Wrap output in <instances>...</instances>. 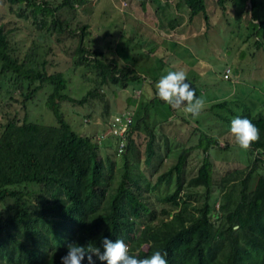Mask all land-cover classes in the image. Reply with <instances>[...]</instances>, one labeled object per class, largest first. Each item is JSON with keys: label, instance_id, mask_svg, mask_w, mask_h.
Returning a JSON list of instances; mask_svg holds the SVG:
<instances>
[{"label": "rangeland", "instance_id": "rangeland-1", "mask_svg": "<svg viewBox=\"0 0 264 264\" xmlns=\"http://www.w3.org/2000/svg\"><path fill=\"white\" fill-rule=\"evenodd\" d=\"M48 1L53 6L61 0ZM177 1H74L73 11L60 10V17L68 21L69 29L58 33L51 28V16L46 17L48 29H39L31 18L16 17L15 7L12 8L7 0H0V25L20 59L26 57L27 66L45 69L47 73H63L67 95L76 99L87 96L83 104L61 102L60 110L74 131L93 137L100 154L115 160V183L123 172L124 156L121 152H111L118 151L119 143L109 133V128L115 117L132 113L140 103H145L147 111L142 113L145 121L142 120L136 132L128 166L133 176L142 177V198L152 213L145 219H156L152 223L161 218L163 209H170V203L162 201L161 197L172 192L175 184L172 179L169 183L161 181L152 186L158 175L176 162L181 151H185V161L180 195L191 202V212L198 215L207 195L214 211L224 203V195L237 200L241 179L253 167L257 151L238 147L230 133V122L234 113L264 115V26L256 30L254 25L257 24L251 23L250 0H226L224 11L216 0H205L207 21L202 13L190 18L189 9L182 4L176 6ZM254 1V15L264 23V0ZM173 22L174 26H171ZM80 25H86L82 44L87 50L99 52L101 61H115L118 67L136 66L141 81L123 88L109 81L102 82L100 71L92 61L75 64L81 32L77 26ZM69 30L75 33H69ZM256 41L261 46H257ZM89 56L90 59L93 57ZM159 58L163 61L159 62ZM226 67L232 69L229 79L223 76ZM170 70L185 71L197 97L205 99V108L198 118L186 114L182 108L172 109L156 96L155 84ZM38 84L27 87L24 82L15 90L9 73L0 76V134L8 119L19 123L26 119L45 125L57 124L46 106L51 92L49 85H43L24 100L27 89ZM89 91H96L97 95H89ZM144 94L147 99H143ZM153 98L163 104H149V99ZM224 100L227 101L225 107L215 105ZM150 127L155 133L157 157L147 165L145 146ZM201 131L210 137L207 153L203 151L204 141L200 140L198 146ZM205 157L211 164L209 189L188 182L197 174ZM256 172H261V167L258 166ZM9 203H2L0 209L5 210ZM139 225L138 229L142 224ZM147 247L144 245L138 252L130 254L140 255Z\"/></svg>", "mask_w": 264, "mask_h": 264}, {"label": "trees", "instance_id": "trees-1", "mask_svg": "<svg viewBox=\"0 0 264 264\" xmlns=\"http://www.w3.org/2000/svg\"><path fill=\"white\" fill-rule=\"evenodd\" d=\"M74 1L80 0H61L53 6L48 0H7L15 7L16 17L31 18L39 29L46 27V17L51 16V28L58 33L69 29L68 21L60 17V10L73 11ZM225 2L216 0L222 11L226 8ZM250 2L251 23L257 24L254 25L256 30L261 29L264 23L254 15L256 2ZM181 4L189 9L190 18L202 13L208 20L205 0H178L176 6ZM77 28L81 32L75 64L92 61L100 71L102 82L109 81L123 88L141 81L136 66L118 67L115 61H101L99 52L87 50L82 44L86 25ZM256 45L261 46L258 41ZM8 73L15 90L24 82L27 87L39 82L27 89L24 100L43 85L51 87L46 106L57 124L45 125L26 119L19 123L8 119L0 134V205L10 201L5 210L0 209V264H61L69 243L85 247L91 243L103 250L104 237L113 241L123 239L130 253L147 245V250L137 255L138 258L160 250L166 253L168 264H264V115L234 113L251 119L260 130V139L250 147L257 155L253 167L241 179L237 200L224 195V203L214 211L207 195L198 215L191 212V202L180 195L185 161V151H181L176 162L158 175L152 186L161 181L169 183L172 179L175 184L172 192L161 197L162 201L170 203V209H163L161 218L152 223L156 219H145L152 213L142 198V177L133 176L128 166L136 132L142 120L145 121L142 114L147 111L145 103H140L131 113L125 146L120 153L124 156V169L115 183V160L100 154L93 137L74 131L60 110L61 102L83 104L87 96L76 99L67 95V81L61 72L47 73L45 69L27 66L26 57L20 59L0 25V76ZM88 94L96 96L97 92ZM143 99H147L145 94ZM149 100L151 105L163 104L157 98ZM226 102L215 105L223 108ZM149 131L145 146L147 165L157 157L155 133L152 127ZM200 140L204 141L203 151L207 153L210 137L201 131L198 146ZM210 166L205 157L197 174L188 180L189 184L209 189ZM258 166L261 167L259 173L256 172ZM255 172L257 176L250 189ZM139 224L142 226L138 229ZM94 259L96 264H106ZM82 264H88L87 256Z\"/></svg>", "mask_w": 264, "mask_h": 264}, {"label": "clouds", "instance_id": "clouds-1", "mask_svg": "<svg viewBox=\"0 0 264 264\" xmlns=\"http://www.w3.org/2000/svg\"><path fill=\"white\" fill-rule=\"evenodd\" d=\"M156 96L170 105L172 109H183L186 114L198 118L205 108L206 101L197 97V91L187 79L183 70L167 71L155 84ZM230 133L241 150H248L260 139V130L247 117L235 116L230 122ZM101 247L89 244L87 247L78 243H69L67 253L61 257V264H82L87 256L88 264H96V259L106 264H168L166 253L155 250L150 256L138 258L131 255L129 246L123 239L115 241L102 238Z\"/></svg>", "mask_w": 264, "mask_h": 264}, {"label": "built area", "instance_id": "built-area-1", "mask_svg": "<svg viewBox=\"0 0 264 264\" xmlns=\"http://www.w3.org/2000/svg\"><path fill=\"white\" fill-rule=\"evenodd\" d=\"M230 69L226 68L224 70V78H229ZM131 122V113H122L119 117H115L112 121L111 127L109 128V133L118 139L117 153L122 151L125 146L126 134L128 131L129 124ZM124 141V143H122ZM121 142V143H120Z\"/></svg>", "mask_w": 264, "mask_h": 264}]
</instances>
